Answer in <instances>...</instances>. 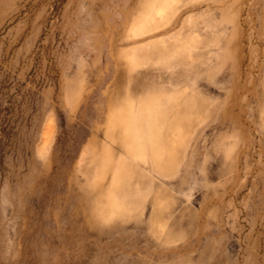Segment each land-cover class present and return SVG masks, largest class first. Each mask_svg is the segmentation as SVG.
<instances>
[{"label":"rangeland","instance_id":"374dc122","mask_svg":"<svg viewBox=\"0 0 264 264\" xmlns=\"http://www.w3.org/2000/svg\"><path fill=\"white\" fill-rule=\"evenodd\" d=\"M0 264H264V0H0Z\"/></svg>","mask_w":264,"mask_h":264}]
</instances>
